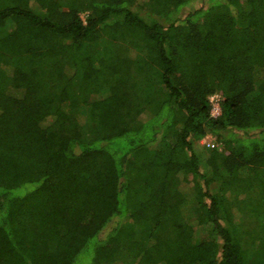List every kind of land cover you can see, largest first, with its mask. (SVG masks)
<instances>
[{
  "label": "trees",
  "instance_id": "trees-1",
  "mask_svg": "<svg viewBox=\"0 0 264 264\" xmlns=\"http://www.w3.org/2000/svg\"><path fill=\"white\" fill-rule=\"evenodd\" d=\"M0 264H264V0H0Z\"/></svg>",
  "mask_w": 264,
  "mask_h": 264
},
{
  "label": "built area",
  "instance_id": "built-area-1",
  "mask_svg": "<svg viewBox=\"0 0 264 264\" xmlns=\"http://www.w3.org/2000/svg\"><path fill=\"white\" fill-rule=\"evenodd\" d=\"M209 101L212 104V115L215 116L219 113V110H220L219 104H218V98H217V96H212L209 98ZM202 143L205 144L206 147L212 146V142L210 141V138H205L204 140H202Z\"/></svg>",
  "mask_w": 264,
  "mask_h": 264
},
{
  "label": "rangeland",
  "instance_id": "rangeland-1",
  "mask_svg": "<svg viewBox=\"0 0 264 264\" xmlns=\"http://www.w3.org/2000/svg\"><path fill=\"white\" fill-rule=\"evenodd\" d=\"M197 5H199V1L196 2L195 6H197ZM183 13H186L185 10L182 11V14H183ZM84 16H85V14H81V18H82V19H84ZM216 111H217V110H216ZM214 112H215V111H214ZM207 138H208V137H207ZM209 138H210V137H209ZM200 143H201V145H204V146H205V144L202 143V140H201Z\"/></svg>",
  "mask_w": 264,
  "mask_h": 264
},
{
  "label": "clouds",
  "instance_id": "clouds-1",
  "mask_svg": "<svg viewBox=\"0 0 264 264\" xmlns=\"http://www.w3.org/2000/svg\"><path fill=\"white\" fill-rule=\"evenodd\" d=\"M209 138V137H208ZM204 140V139H203Z\"/></svg>",
  "mask_w": 264,
  "mask_h": 264
}]
</instances>
